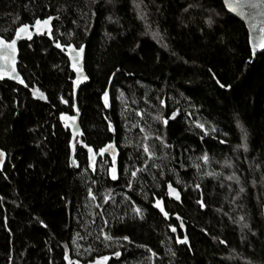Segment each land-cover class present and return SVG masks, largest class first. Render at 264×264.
I'll list each match as a JSON object with an SVG mask.
<instances>
[{"label": "trees", "instance_id": "obj_1", "mask_svg": "<svg viewBox=\"0 0 264 264\" xmlns=\"http://www.w3.org/2000/svg\"><path fill=\"white\" fill-rule=\"evenodd\" d=\"M49 16L53 41L19 46L27 88L0 81V264H264V54L245 26L222 0H0V37ZM57 42L85 49L82 143L115 140L116 182L61 123L74 74Z\"/></svg>", "mask_w": 264, "mask_h": 264}, {"label": "water", "instance_id": "obj_2", "mask_svg": "<svg viewBox=\"0 0 264 264\" xmlns=\"http://www.w3.org/2000/svg\"><path fill=\"white\" fill-rule=\"evenodd\" d=\"M222 3L224 5L226 11L229 13V15L234 17V18H236V19H238L245 26L246 31L248 33V40L249 41L251 40V42L253 44L258 43V38L260 36V30L259 29H260V26L262 24H264V0H222ZM252 4H258V7H251L250 5H252ZM33 25H34V23L33 24H29V33L31 34V39H28L26 36L21 34V38L17 40V43H16L17 52H16V56H15L16 63L14 65L9 66V68L6 69V72H10L11 68L14 67L15 71H16V75H18L21 78V80H23L24 83L23 84L18 83L14 78H9V76L7 74L4 75L2 78H0L1 82L7 81V82H11V83H13V84H15V85H17L19 87L27 88V87H25L26 83H25V81H24V79H23V77L20 74L19 69H18V64H19V46L21 44H24V43H30L34 39H37V38H44L45 37L48 40L53 41V30L54 29H53V21H52V19L49 21V28L51 29V32H50L51 38H49L48 29H43L42 28L40 30V34H38L36 29L33 27ZM14 35H15V33H14ZM55 45L56 44H54V47L57 50H59L60 52H62L64 57L68 60V57L66 55V53L68 51L67 47L62 46L64 50L61 51V49L57 48ZM249 46H250L251 55H252V61L253 62L257 59L258 56L264 54V49L257 48L256 52L253 53L250 43H249ZM73 47H75V46H73ZM80 57L81 58H80V61H79V67H80L82 75L86 76L87 80L78 79V74L76 72L72 71L71 62L68 60L69 66H70V70L74 74V80H78L76 88L73 89V96H74V103L76 104V110L74 111L73 114H68V113L64 114L66 116H75L76 117L75 127L74 128L73 127H65V124H69L70 122L69 121H62L61 118H60V120H61V123L63 124L64 128L66 130H68L70 135H71V146H72V148L73 149L75 148L76 142H77V144H79L80 146L84 147L87 150V147L82 143L83 132H82L81 125H80V112H79V109H78V106H77V101H76L77 100V94H78L80 88L89 82V78H88V76L86 74V71H85V58H86L85 49H83V52L80 53ZM3 65H4V61H0V67H2ZM111 144L114 146L115 154H116V174H117V179L115 180V182H116V181L119 180V159H120V153H119V150L116 147L115 140H113V142ZM0 151H2V150L0 149ZM2 152H4V151H2ZM4 154H5V156L3 158V161L0 162V170H3L4 167L6 166L7 162H8V155L5 152H4ZM92 156L94 158V165L97 163L98 158L102 157L99 153L96 154L94 152L92 153ZM103 156L109 157L110 163H111V166H112L111 154L106 152ZM171 188L175 190V194L170 192V190L168 189V195L170 196V198L175 203L180 204L182 202L181 193L176 188H174V187H171ZM177 195L179 196V199L176 198ZM161 206L163 207L164 212H166L164 204L161 203ZM158 212L162 216H164V213H162L160 211V209H158ZM174 218L178 222H181V219L178 216H175ZM180 228L183 230V232H185V227H184V225L182 223L180 224ZM94 261H90V262H87V263H84V264H93ZM105 264H110V261L109 260L105 261Z\"/></svg>", "mask_w": 264, "mask_h": 264}, {"label": "snow or ice", "instance_id": "obj_3", "mask_svg": "<svg viewBox=\"0 0 264 264\" xmlns=\"http://www.w3.org/2000/svg\"><path fill=\"white\" fill-rule=\"evenodd\" d=\"M250 6L251 7H258V4H252ZM51 19H52V17L49 16V17H47L46 19H43V20H41V19H36L35 20L33 27L36 29L38 34H40V30L42 28L43 29H48L49 38H51V35H50L51 29L49 28V21ZM259 30H260V36L258 38V43L253 44L251 42V40L249 41V43L251 44L253 53L256 52L257 48L264 49V24H262L260 26ZM21 34L26 36L28 39H31V34L29 33V24H23L22 26L17 27L15 29L14 37L8 38L7 41H6L5 38L0 37V61H4V65L2 67H0V78H2L4 75L7 74L9 76V78H14L18 83L23 84L24 83L23 80H21V78L18 75H16V71H15L14 67L11 68L10 72H6V69H8L9 66L14 65L16 63V60H15V56H16V52H17L16 43H17V40L21 38ZM55 46L57 48H60L61 51L64 50L59 42H57ZM66 47H67V50H68L66 55L68 57V60L71 62L72 71L76 72L78 74V79L87 80V77L82 75L80 67H79V61H80V58H81L80 57V53L83 52V46L81 45V46H79L77 48V47H73L71 44H68V45H66ZM77 82H78V80H73L72 81L73 89L76 88ZM25 87H27V85H25ZM220 87L224 88V87H226V85L220 84ZM33 94L34 95H38L40 99H45L44 94L42 92H39L38 90L34 89L33 90ZM103 99H104V106L108 107V92H107V90H105L104 93H103ZM61 103H66V101L61 100ZM71 109L73 111L76 110V104L75 103H72ZM137 115H139V113H137ZM60 118H61L62 121H69L70 122L69 124H65V127H73V128L75 127V120H76L75 116H66L64 114H61ZM157 118L159 119V117H157ZM164 123H167V121L165 120ZM196 127L200 128L202 131L204 130V126L201 125V124H197ZM108 131H113V128H112L111 124H109V126H108ZM144 139H147V136H145ZM156 139L159 140L160 137H157ZM161 143L163 144L162 140H161ZM221 143H223V141H221ZM241 146H244V145L242 144ZM165 147H167V145H165ZM87 152L89 154V167L92 168L94 166V158L92 156L93 149L91 147H88L87 148ZM106 152L111 154L112 166L109 169V172H110L111 179L115 181L117 179V174H116V154H115V148H114V146L111 143L99 148V154L101 156H103ZM144 152H145L146 155H149L150 157L152 155H154V153L150 152V150H149V148L147 146L144 147ZM4 156H5L4 152L0 151V162L3 161ZM205 159H207V158L205 157ZM72 163L75 164L76 161L73 160ZM131 175H132V177H136L137 172L133 171L131 173ZM129 183L131 184V182H129ZM169 190H170V192L175 194V190L172 189L171 186H169ZM89 196L92 197V192L91 191H89ZM92 198L95 199V197H92ZM176 198L179 199V196L177 195ZM105 200H107V197H105ZM197 203L200 204L201 208L204 207V204L201 201H197ZM154 207H156L157 209H160V211L162 213H164L165 218L166 219L168 218V214L166 212H164V209L161 206V202L160 201H156V203L154 204ZM133 210L136 212V214L138 216L140 215V210L135 208V206H133ZM171 230L173 232L176 231L175 228H172ZM101 234L104 235V240L105 241H109L111 239V237H109L106 234H104L103 231H101ZM121 239H123L125 241H128V237H126V236L122 237ZM176 243L177 244H180V243H185L186 244L187 243V239L185 238V239L181 240V239L178 238L176 240ZM221 243H224V242L221 241ZM141 247H143V246H141ZM149 251H151V250L149 249ZM115 255L119 256L120 253L116 252ZM153 255H155V253H153ZM64 259H65V261L68 262V264H78L77 261H73V260L69 259V256H68L67 252H65V254H64ZM108 259H109L108 256H101L98 260H95L93 262V264H105V261H107Z\"/></svg>", "mask_w": 264, "mask_h": 264}, {"label": "bare ground", "instance_id": "obj_4", "mask_svg": "<svg viewBox=\"0 0 264 264\" xmlns=\"http://www.w3.org/2000/svg\"><path fill=\"white\" fill-rule=\"evenodd\" d=\"M77 143V142H76Z\"/></svg>", "mask_w": 264, "mask_h": 264}]
</instances>
